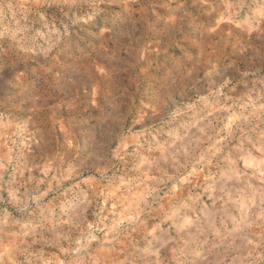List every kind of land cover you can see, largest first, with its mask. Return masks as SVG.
<instances>
[{"label": "rangeland", "instance_id": "1", "mask_svg": "<svg viewBox=\"0 0 264 264\" xmlns=\"http://www.w3.org/2000/svg\"><path fill=\"white\" fill-rule=\"evenodd\" d=\"M0 264H264V0H0Z\"/></svg>", "mask_w": 264, "mask_h": 264}]
</instances>
